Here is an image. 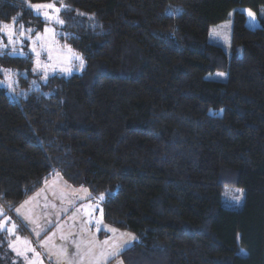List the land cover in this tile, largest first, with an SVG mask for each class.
<instances>
[{"label": "trees", "instance_id": "1", "mask_svg": "<svg viewBox=\"0 0 264 264\" xmlns=\"http://www.w3.org/2000/svg\"><path fill=\"white\" fill-rule=\"evenodd\" d=\"M30 2L67 6L57 42L84 67L17 101L0 90L4 215L56 175L136 237L123 264H264V0ZM231 12L227 56L208 31ZM13 17L43 29L25 0H0V22ZM33 63L0 56L18 76Z\"/></svg>", "mask_w": 264, "mask_h": 264}, {"label": "crops", "instance_id": "2", "mask_svg": "<svg viewBox=\"0 0 264 264\" xmlns=\"http://www.w3.org/2000/svg\"><path fill=\"white\" fill-rule=\"evenodd\" d=\"M95 203L86 189L71 188L60 176H54L17 207L19 214L17 208L13 211L16 234L4 230L9 240L0 245V257L6 255L9 264H21L15 261L21 256L24 264H123L119 256L100 259L102 251H109L104 241H116L122 233L129 232L109 231L113 227L103 222L100 205ZM17 251L21 254L17 255Z\"/></svg>", "mask_w": 264, "mask_h": 264}, {"label": "rangeland", "instance_id": "3", "mask_svg": "<svg viewBox=\"0 0 264 264\" xmlns=\"http://www.w3.org/2000/svg\"><path fill=\"white\" fill-rule=\"evenodd\" d=\"M56 3V2H55ZM57 7H59L61 4L56 3ZM63 10V8H62ZM61 10V11H62ZM33 11V10H32ZM34 13V12H33ZM35 14V13H34ZM232 12L228 14L227 19L224 20L222 23L217 24L215 26H211L208 31V41L212 44L218 45L223 48L227 56H229V49H230V38H231V20H232ZM36 15V14H35ZM40 19L44 22L43 29L41 31H35L32 24H29L25 27L31 28L33 31L30 34L32 39L35 38L36 34H44V28L45 27H51L55 29L58 28L59 25L54 24L52 22H45L43 16H39ZM16 31L17 35L13 37L15 40L14 44L8 43V37L3 32H0V41H3V45H0V56H4L5 54H8L10 56H30L32 58L33 67L29 74L21 73L20 76L17 75V71H11L9 69H4L2 66H0V70H7V71H0V90H4L7 96L11 100H19L21 98H26V96L31 92H37L42 85L46 83V81L49 79L50 76H70L72 74H77L82 71V69L79 67V61L74 59H69V57L72 55V53H69L68 47H65L57 42V37L55 36V43H52V36L51 34L45 35L44 40L41 41V43H45L47 46L52 48V57L53 59L51 61H48L47 59V51L42 52L40 61L43 65L44 63H48L50 65H53L54 67H48L47 69H44L43 67L37 68L36 65V56L31 51L32 40L27 39L24 36L19 35V25L16 24ZM13 48H15L17 54H13ZM38 51H40L39 48H37ZM22 53V54H20ZM61 67L64 68H70L71 71L69 72H62L60 69ZM44 71H47L48 78L45 81L43 78L42 73ZM219 72H216L214 74L207 75L208 79L211 80H224L226 78V73H223V76L218 75ZM22 79V80H21ZM26 86H23V85ZM56 176V175H55ZM54 177V176H53ZM51 177V178H53ZM50 178V179H51ZM236 187H225L223 189V195H222V206L226 207L228 209H240L242 206V193L238 192ZM239 196V201H236L233 197ZM98 199V198H97ZM99 204V201H96L95 204ZM97 204V205H98ZM0 212L3 213L1 215V220H4L5 218L8 219V224L6 227H10L14 221L13 217L11 215H4V212L0 209ZM1 233V237L5 238V241L9 240L7 236L4 233V230ZM0 237V239H1ZM20 237V235H19ZM22 237V236H21ZM25 238V239H24ZM23 241H28L25 236H23ZM0 240V245H1ZM28 244V243H27ZM26 244V245H27ZM27 253V252H26ZM4 255V254H2ZM6 256V255H5ZM30 256H33L32 252ZM21 260L15 259L16 262L24 264V261L22 259V256L20 257ZM6 264V263H3Z\"/></svg>", "mask_w": 264, "mask_h": 264}, {"label": "snow or ice", "instance_id": "4", "mask_svg": "<svg viewBox=\"0 0 264 264\" xmlns=\"http://www.w3.org/2000/svg\"><path fill=\"white\" fill-rule=\"evenodd\" d=\"M25 3H27L28 7L30 9L33 10V12L37 15V16H43L45 22H52L54 24L60 25L61 27L64 26L65 21L61 18L60 13L62 8L67 10V6L64 5L63 3H61V5L59 7H57L55 2H49V3H31L30 0H25ZM182 10L180 9H176L174 10L173 13H169V15H172L174 13H179ZM78 15H84L83 13H78ZM247 15L249 16V18H251L252 20L256 19V14L254 12H252L251 10H247ZM91 19V17H89ZM16 23H17V18L13 17L12 21L10 23H2L0 22V32H3L5 35H7L8 37V43L14 44L15 40L13 39L14 36L17 35V31H16ZM20 31H19V35L20 36H24L27 39H31L32 40V45L33 47L31 48V51L35 54L36 56V65L37 68L43 67L44 69H47L48 67H54L53 65H50L48 63H44L43 65L41 64L40 61V57L42 52L47 51V59L48 61H51L53 59L52 57V48L47 46L45 43H41V41L44 40L45 35L51 34L52 36V43H55V36L58 35V33L55 32L54 28L51 27H45L44 28V34H36L35 38L32 39L31 37V33H32V29L28 28L25 29V26L23 24L19 25ZM0 45H3V41H0ZM37 48L40 49V51L37 50ZM69 53H72V55L69 57V59H74L79 61V67L82 69L84 67V60L83 58L72 52V49L69 47L68 48ZM3 54V53H0ZM13 54H17L15 48H13ZM22 54V53H20ZM62 72H69L71 71L70 68H64L61 67L60 69ZM0 71H7V70H0ZM43 78L45 79V81L48 78V73L47 71H44L42 73ZM219 76H223V73H218ZM58 175V174H57ZM238 192L242 193V190L237 189ZM236 201H239L240 197L239 196H235L233 197ZM99 200H103L104 196L101 195L99 198ZM27 203V201L25 202ZM21 208L24 207V205L20 206ZM17 213L19 214L20 209L17 208L16 209ZM0 215H3L2 212H0ZM8 224V219L5 218L4 220L0 221V230H7L11 235H15L16 234V225L12 224L10 227H6ZM109 231L116 233V229L111 228L108 229ZM20 238L17 237V240H19ZM136 237L131 235L130 233H122L120 235V237L118 238V240L116 241H104V246H106L109 251H107V253L105 252H101L100 253V259L101 260H110L113 258H116L119 256L121 250L123 249V247L129 243L130 241L135 240ZM25 244L29 243L28 241H24ZM13 247V250H16L14 245H10ZM77 247H79V245H77ZM34 251V250H33ZM21 253L19 251H17V255H20Z\"/></svg>", "mask_w": 264, "mask_h": 264}]
</instances>
